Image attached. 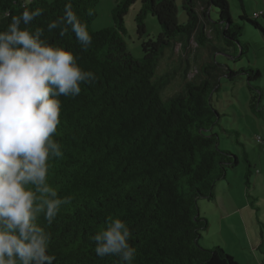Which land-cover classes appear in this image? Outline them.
Wrapping results in <instances>:
<instances>
[{"label": "trees", "instance_id": "obj_1", "mask_svg": "<svg viewBox=\"0 0 264 264\" xmlns=\"http://www.w3.org/2000/svg\"><path fill=\"white\" fill-rule=\"evenodd\" d=\"M137 1L117 0L112 10L113 27L97 32L92 25L98 17L99 0H72L94 37L87 52L81 51L71 33L65 37L58 32L49 34L51 41L77 53L80 64L97 75L95 84L83 86L79 96L62 98V127L57 139L64 145V157L53 162L49 182L61 196L71 197L72 203L48 228L52 233L50 254L55 257L54 264H117L116 257H98L90 239L106 227L111 216L129 223L138 250L135 264H239L221 247L200 244L201 233L209 224L200 215L198 202L214 200L217 183L241 161V156L221 149L219 136L212 132L221 121L212 100L219 91L210 72L216 65H199L198 84L187 83L181 95L166 102L160 91L169 75L156 80V66L164 50L177 41L186 45L193 38L206 49L208 37L221 42L237 63L250 49L239 39L244 26L234 22L227 0H182L187 16L182 25L176 0H142L135 24L139 37L147 40L142 43L143 57L137 58L127 52L124 38L128 33L124 20ZM68 2L0 0V12L19 15L26 7L40 8L44 15L33 22L37 27L62 16ZM238 2V20L264 38V25L259 21L264 10L256 18L258 12L249 14L245 1ZM211 11L218 17L210 20V35L202 20H207ZM150 16L162 30L156 37L147 35ZM9 22L10 17L0 18V30ZM224 72L232 82L246 76L249 109L262 117L264 94L254 85L261 72L251 67ZM248 158L244 154L242 159L251 169ZM39 223L47 227L42 217Z\"/></svg>", "mask_w": 264, "mask_h": 264}, {"label": "clouds", "instance_id": "obj_2", "mask_svg": "<svg viewBox=\"0 0 264 264\" xmlns=\"http://www.w3.org/2000/svg\"><path fill=\"white\" fill-rule=\"evenodd\" d=\"M89 15L93 11L89 10ZM40 8H25L0 30V264H54L49 227L68 205L49 182L53 162L64 157L60 136L63 99L75 98L97 75L80 64V56L50 40L74 35L81 51L93 45L89 24L72 0L63 15L33 27ZM41 217L47 227L39 223ZM100 258L135 264L137 247L129 223L108 217L106 227L90 237Z\"/></svg>", "mask_w": 264, "mask_h": 264}, {"label": "rangeland", "instance_id": "obj_3", "mask_svg": "<svg viewBox=\"0 0 264 264\" xmlns=\"http://www.w3.org/2000/svg\"><path fill=\"white\" fill-rule=\"evenodd\" d=\"M176 1L178 22L182 25L187 16L182 9V0ZM227 1L230 3L234 22L244 26L239 39L249 45L247 56L235 63L228 56V49L213 38L211 43L216 45V49L210 46L203 49L193 38L186 45L179 40L164 50L156 66V80L169 75V80L160 91L162 101L166 102L169 98L181 95L187 83L198 84L199 65L207 62L216 65L210 72L217 80L216 87L219 91L214 92L212 100L219 110L221 121L213 127L212 132L219 136L220 148L241 156V161L235 170L228 169L226 178L217 183L214 200L200 199L198 202L200 215L209 224L208 229L201 233L200 244L204 247H221L239 264H264V98L261 102L262 117H258L249 109L251 94L246 76L240 75L232 82L224 74L227 68L232 71L242 67L257 69L261 72V79L254 85L260 86L264 94V38L249 24L238 20L241 12L238 0ZM244 1L249 14L256 8L264 10V0ZM116 2L117 0H99L96 6L98 17L92 25L94 31L113 27L112 10ZM141 3L142 0H138L124 20L128 32L124 37L127 52L137 58L143 57L142 43L147 40L146 36L143 39L139 37L135 24ZM199 12L202 13L203 10L199 8ZM212 17H218L216 11L212 12ZM259 21L264 25V17L259 18ZM146 25L148 37H156L162 31L155 17H148ZM207 29L211 35L210 27ZM226 66L228 67L225 68ZM259 137L263 139L262 142ZM244 154L249 156L251 169L242 159ZM250 171L252 173L247 176Z\"/></svg>", "mask_w": 264, "mask_h": 264}, {"label": "crops", "instance_id": "obj_4", "mask_svg": "<svg viewBox=\"0 0 264 264\" xmlns=\"http://www.w3.org/2000/svg\"><path fill=\"white\" fill-rule=\"evenodd\" d=\"M259 11H262V10H260V9H258V8H256V9H254L253 10V12H259ZM212 12V11H211ZM211 12H207V17H208V19L206 20V19H204L203 18V23L205 24V28L207 29L208 27H210V24H211V22H210V20H211V18L213 19L214 17H212L211 16ZM262 24V23H261ZM108 25H110V23L108 24ZM109 27V26H108ZM211 29V28H210ZM208 31H207V34H209L208 32H209V29H207ZM213 40H211L210 39V37H208V46H210V47H212L213 49H216V45H212V42ZM218 42V41H217ZM219 43V42H218ZM207 46V47H208ZM242 216H243V213H242Z\"/></svg>", "mask_w": 264, "mask_h": 264}, {"label": "built area", "instance_id": "obj_5", "mask_svg": "<svg viewBox=\"0 0 264 264\" xmlns=\"http://www.w3.org/2000/svg\"><path fill=\"white\" fill-rule=\"evenodd\" d=\"M261 15H262V12L255 13V17L256 18L259 17V16H261Z\"/></svg>", "mask_w": 264, "mask_h": 264}]
</instances>
